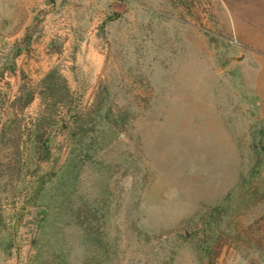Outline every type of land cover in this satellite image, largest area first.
Listing matches in <instances>:
<instances>
[{"label": "rangeland", "instance_id": "1", "mask_svg": "<svg viewBox=\"0 0 264 264\" xmlns=\"http://www.w3.org/2000/svg\"><path fill=\"white\" fill-rule=\"evenodd\" d=\"M10 21L0 112L35 96L20 161L0 131V264H264V0H44L24 34Z\"/></svg>", "mask_w": 264, "mask_h": 264}, {"label": "trees", "instance_id": "2", "mask_svg": "<svg viewBox=\"0 0 264 264\" xmlns=\"http://www.w3.org/2000/svg\"><path fill=\"white\" fill-rule=\"evenodd\" d=\"M34 96V93L25 91L21 88L19 95L10 102L11 111L6 114L0 112V126L4 122L3 128L1 127L2 129H0L3 141H5L2 143V148H8L10 150L6 153V157L9 159L7 162H12V159H15V161L18 159V161H20L23 157V151L20 149L21 146L19 145V141L23 138V132L28 122L22 112L32 103ZM42 99L45 101L46 98L44 97ZM18 110L21 113H18ZM1 157H3V155H0V158ZM14 167L15 166H7L6 170L13 172Z\"/></svg>", "mask_w": 264, "mask_h": 264}, {"label": "crops", "instance_id": "3", "mask_svg": "<svg viewBox=\"0 0 264 264\" xmlns=\"http://www.w3.org/2000/svg\"><path fill=\"white\" fill-rule=\"evenodd\" d=\"M43 3L44 0H0V18H3V9H6L11 20L9 27H16L18 34H24L32 24V12L43 7ZM70 43L75 42L67 44Z\"/></svg>", "mask_w": 264, "mask_h": 264}, {"label": "water", "instance_id": "4", "mask_svg": "<svg viewBox=\"0 0 264 264\" xmlns=\"http://www.w3.org/2000/svg\"><path fill=\"white\" fill-rule=\"evenodd\" d=\"M115 7L117 6L118 8H123V7H121V5L120 4H115L114 5ZM243 58H239L237 61L239 62V61H241Z\"/></svg>", "mask_w": 264, "mask_h": 264}]
</instances>
